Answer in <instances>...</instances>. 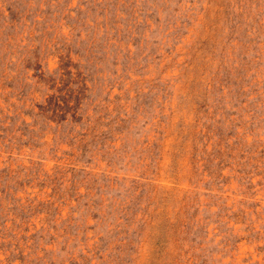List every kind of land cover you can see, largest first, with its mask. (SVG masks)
Segmentation results:
<instances>
[{
  "label": "rangeland",
  "instance_id": "374dc122",
  "mask_svg": "<svg viewBox=\"0 0 264 264\" xmlns=\"http://www.w3.org/2000/svg\"><path fill=\"white\" fill-rule=\"evenodd\" d=\"M0 264H264V0H0Z\"/></svg>",
  "mask_w": 264,
  "mask_h": 264
}]
</instances>
